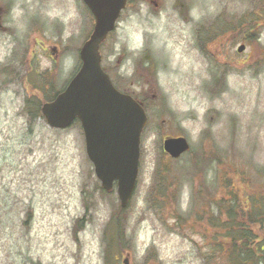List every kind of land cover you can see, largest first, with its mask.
<instances>
[{"label":"rangeland","instance_id":"374dc122","mask_svg":"<svg viewBox=\"0 0 264 264\" xmlns=\"http://www.w3.org/2000/svg\"><path fill=\"white\" fill-rule=\"evenodd\" d=\"M258 2L129 0L101 47L113 83L148 115L121 211L80 122L54 129L33 112L79 69L93 15L83 0H0V264H232L227 210L237 203L243 221L245 198L264 202V25L246 42L234 30ZM218 19L230 32L216 40ZM168 136L189 151L172 159Z\"/></svg>","mask_w":264,"mask_h":264},{"label":"water","instance_id":"95a60500","mask_svg":"<svg viewBox=\"0 0 264 264\" xmlns=\"http://www.w3.org/2000/svg\"><path fill=\"white\" fill-rule=\"evenodd\" d=\"M94 17V27L80 48L81 66L66 88L41 107L50 127L64 129L76 119L81 123L86 154L101 187L117 185L122 208L132 198L139 171L141 134L148 122L143 105L119 91L101 65L100 47L128 0H83ZM245 48L240 45L238 51ZM186 137H167L163 149L173 158L189 150Z\"/></svg>","mask_w":264,"mask_h":264},{"label":"trees","instance_id":"16d2710c","mask_svg":"<svg viewBox=\"0 0 264 264\" xmlns=\"http://www.w3.org/2000/svg\"><path fill=\"white\" fill-rule=\"evenodd\" d=\"M244 19H249V21L247 23L242 21L241 26L236 23L234 30L236 33H239V35H242L243 40L246 42L247 40L249 41L257 37L259 35L256 34L258 29H261L260 27L264 25V0H259L250 13L246 12ZM227 26L225 22L219 19L216 20L214 22V39L219 40V38H217L219 36L226 37L230 32ZM40 106L41 104H38L33 111L35 116H41ZM158 188L159 186L157 185V189ZM166 195L167 193L165 192V194L157 197L158 205L166 198L168 199V195ZM245 199L247 204V207H245V218H247V220H237V215L233 212L239 208L237 203L232 206L233 211L227 206L229 209L226 215L230 223L227 224L228 226H226V224H222V226L228 227L229 236L227 234L224 245L229 246L224 252L229 254V260H232V264H264V202L261 201L259 194L255 197H248ZM173 202L175 203V201ZM254 205H258L259 208L254 209ZM121 211H124V209H121ZM210 220L209 223L212 227L219 226L217 224L219 221L217 215L214 217L212 216ZM78 224L81 226L80 221H78ZM228 262L227 259L226 263Z\"/></svg>","mask_w":264,"mask_h":264},{"label":"clouds","instance_id":"9594fccd","mask_svg":"<svg viewBox=\"0 0 264 264\" xmlns=\"http://www.w3.org/2000/svg\"><path fill=\"white\" fill-rule=\"evenodd\" d=\"M12 14H13V19L17 23V25L22 27V22H21L22 13L20 12V10L18 8H15L13 9Z\"/></svg>","mask_w":264,"mask_h":264}]
</instances>
